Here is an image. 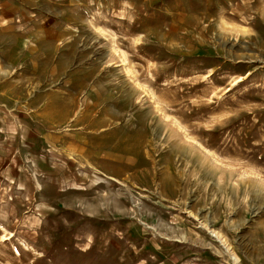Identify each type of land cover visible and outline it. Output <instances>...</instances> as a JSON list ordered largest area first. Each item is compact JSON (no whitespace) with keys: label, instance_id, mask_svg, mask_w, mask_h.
Listing matches in <instances>:
<instances>
[{"label":"rangeland","instance_id":"1","mask_svg":"<svg viewBox=\"0 0 264 264\" xmlns=\"http://www.w3.org/2000/svg\"><path fill=\"white\" fill-rule=\"evenodd\" d=\"M22 3L0 264H264V0Z\"/></svg>","mask_w":264,"mask_h":264},{"label":"crops","instance_id":"2","mask_svg":"<svg viewBox=\"0 0 264 264\" xmlns=\"http://www.w3.org/2000/svg\"><path fill=\"white\" fill-rule=\"evenodd\" d=\"M25 1L26 0H0V30L12 32L16 30V26L13 22L17 17H15L16 12H19L21 10L20 14L23 17L25 14V10L23 9V7H21L23 5L18 6V4H23L22 2Z\"/></svg>","mask_w":264,"mask_h":264}]
</instances>
